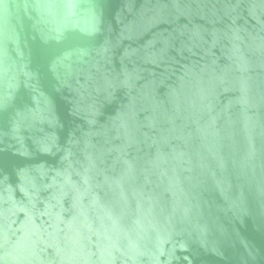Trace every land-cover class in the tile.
<instances>
[{
	"label": "water",
	"instance_id": "1",
	"mask_svg": "<svg viewBox=\"0 0 264 264\" xmlns=\"http://www.w3.org/2000/svg\"><path fill=\"white\" fill-rule=\"evenodd\" d=\"M0 264H264V0H0Z\"/></svg>",
	"mask_w": 264,
	"mask_h": 264
}]
</instances>
